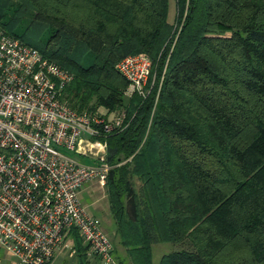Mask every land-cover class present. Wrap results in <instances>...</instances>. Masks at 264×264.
Here are the masks:
<instances>
[{"label":"trees","instance_id":"obj_1","mask_svg":"<svg viewBox=\"0 0 264 264\" xmlns=\"http://www.w3.org/2000/svg\"><path fill=\"white\" fill-rule=\"evenodd\" d=\"M174 2L175 24L169 0H0V29L70 73L71 108L124 115L106 138L120 264H152L153 241L182 244L157 264H264V0ZM140 52L162 81L126 99L116 64Z\"/></svg>","mask_w":264,"mask_h":264},{"label":"built area","instance_id":"obj_2","mask_svg":"<svg viewBox=\"0 0 264 264\" xmlns=\"http://www.w3.org/2000/svg\"><path fill=\"white\" fill-rule=\"evenodd\" d=\"M151 68L142 52L118 61L125 96L148 94ZM70 78L0 29V247L14 264H50L59 250L74 254V233L87 254L114 260L110 238L79 192L91 181L105 186L107 134L125 127L124 115L71 108L59 98Z\"/></svg>","mask_w":264,"mask_h":264},{"label":"rangeland","instance_id":"obj_3","mask_svg":"<svg viewBox=\"0 0 264 264\" xmlns=\"http://www.w3.org/2000/svg\"><path fill=\"white\" fill-rule=\"evenodd\" d=\"M168 21L170 23L175 24V2L174 0H169V9H168ZM152 70V69H151ZM162 77L157 80L155 76V72L151 71L149 75L148 83L149 86L153 88L156 84H161ZM158 93H156L157 96ZM125 98H129V96H125ZM125 99V100H126ZM157 97L154 100V104L156 102ZM97 112L99 114H104L105 110L103 108H98ZM114 113L107 114V118H112ZM76 159H81L83 162L85 159L74 156ZM125 162V161H124ZM123 163V162H122ZM133 188L138 196L141 198V181L133 175L131 178ZM80 199L82 204L86 207V209L93 215H95L101 222L102 228L104 232L110 238L113 247L118 248L120 252L124 250V248L118 244L117 238L115 237V224L113 223L112 214L109 210V198L106 185L101 187L97 183L91 181L85 184L82 191H80ZM182 246V244L171 243L167 241H153L151 243V252H152V264H157L158 260L164 254L178 249ZM59 259V258H58ZM13 258L9 256V254L0 247V264H10Z\"/></svg>","mask_w":264,"mask_h":264},{"label":"crops","instance_id":"obj_4","mask_svg":"<svg viewBox=\"0 0 264 264\" xmlns=\"http://www.w3.org/2000/svg\"><path fill=\"white\" fill-rule=\"evenodd\" d=\"M84 186L81 188L80 191H82ZM79 195H80V192H79ZM73 256H74V254L69 255L66 250H59L54 255L50 264H74ZM124 256H125V250H122V252H120L118 250V248H117V250H116V248L113 249V259H114L113 262H107L101 258H98V257H95V256L88 254L90 264H120L119 261H120V259H123ZM10 264H14V258H13V260H11Z\"/></svg>","mask_w":264,"mask_h":264}]
</instances>
